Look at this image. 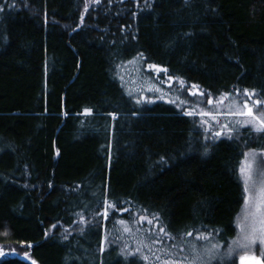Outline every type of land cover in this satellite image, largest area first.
Here are the masks:
<instances>
[{
	"label": "trees",
	"instance_id": "16d2710c",
	"mask_svg": "<svg viewBox=\"0 0 264 264\" xmlns=\"http://www.w3.org/2000/svg\"><path fill=\"white\" fill-rule=\"evenodd\" d=\"M0 8V264H125L100 241L132 213L153 219L158 234L155 217L174 237H236L239 168L264 139L243 128L205 140L175 105H137L119 69L138 59L212 96L248 89L264 99V0H101L87 12L85 0H0ZM105 192L119 210L81 235L78 214L103 212Z\"/></svg>",
	"mask_w": 264,
	"mask_h": 264
},
{
	"label": "snow or ice",
	"instance_id": "6c2138e0",
	"mask_svg": "<svg viewBox=\"0 0 264 264\" xmlns=\"http://www.w3.org/2000/svg\"><path fill=\"white\" fill-rule=\"evenodd\" d=\"M111 2V0H109ZM123 2V0H121ZM148 0H145L147 4ZM187 3V0H185ZM7 3V0H5ZM99 5L101 0H85V8L84 11H88V7L91 4ZM15 7V5H12ZM137 7H139V3H137ZM3 8H0V11H3ZM81 23H83V17H81ZM190 35V34H189ZM139 57H143V53L139 54ZM130 61L129 63H132ZM148 68L150 70L167 73L166 68H161L155 64H149ZM171 81L175 79L179 86V90H183L185 87V81L180 79L179 77L173 78L171 76L168 77ZM172 85L169 84V87ZM148 91L160 92V99H164V94L162 90L159 88L149 87ZM131 94V93H130ZM190 94L196 96L199 94L200 96H204V92L199 91L198 85H191ZM237 95H240V90H237ZM243 95L248 97V100L241 102L233 101V107L227 109L226 113L218 111L216 114L212 112H207L203 110H197L196 108H191L185 110L183 112L184 115L193 116L199 115L201 117L210 116L219 125L218 129L213 131L211 124H208L207 121H202L209 131L212 132L213 138L224 137L226 139H232L233 133L240 128H249L250 133H256L264 139V99L260 98L255 90H243ZM229 94L225 93L223 96L219 98L217 101L218 104H223L225 100H228ZM177 100L181 105L186 104L187 102L183 99H180L177 96ZM251 101V104L249 103ZM150 100H142L137 99L136 104L140 105L142 103H151ZM169 103H175V101L169 100ZM208 104H212L213 100L209 98L207 100ZM254 108L259 109L258 111H254ZM85 115H92L91 109L84 110ZM221 114H227L234 117H246L244 120H236L229 123H221L216 117ZM113 118H115L114 114ZM208 137H205L207 140ZM208 148L205 147V154H207ZM57 155L59 152L57 151ZM260 156L264 157V152L259 153ZM256 159L253 152L245 153V159L241 162L239 173L243 179V210L242 215L238 218L236 227L239 229V235L235 240L230 242L229 246H225V244H221L218 240L215 242H211L210 245L200 246L195 242H186V247L191 249L190 255H186L183 258H172L173 253L166 249H161L160 251L166 252L168 258H164L161 255H155V260L159 261L160 264H264V169L257 171L256 169ZM100 207L103 208V212L97 211L91 220H86L82 213L78 214L80 219L77 221L82 227L80 228V234L83 235L85 229L88 227L92 221H95L92 224L93 227H101L104 228V222L108 220L109 215L112 211H117V204L108 199L107 194L105 192L104 197L101 200ZM123 211H129L127 208H124ZM147 221L149 225H153V219H149L143 214H139L136 223L143 224L144 221ZM157 223L154 225L159 229L160 234L168 237L169 239L175 240L176 237L172 236L171 233L167 232L165 227L158 223L159 217H155ZM119 224L122 226L120 231L131 235L133 233V228L129 226L124 219L119 220ZM56 225H53L55 228ZM217 235L221 230L214 229ZM198 234L195 237V240L202 241H213L214 237L212 233L209 232H200L197 230ZM65 234H62L63 239H67V233H70V229L64 230ZM7 235V233H4ZM188 236H193V232H187ZM115 237L110 238L108 235V231L105 228L103 233V238L100 241V251H105L106 248H110L112 244L115 242ZM153 240L152 243L157 242ZM162 243V242H161ZM227 243V241H226ZM258 246V247H257ZM32 245L29 244L28 248H31ZM173 247H178V245H173ZM142 248H147L149 252H152L151 244H145L143 241L140 242V245L136 248L135 251H128L127 246L125 245L119 252V255L122 257L125 264H137L138 261H143L145 264L150 260L148 255H145L142 251ZM180 251H184V248H181ZM259 253V255H257ZM10 254H17L15 250H11ZM135 257L136 259H131ZM24 258H29V254L27 250L24 252ZM31 264H36L34 259L31 260Z\"/></svg>",
	"mask_w": 264,
	"mask_h": 264
},
{
	"label": "rangeland",
	"instance_id": "374dc122",
	"mask_svg": "<svg viewBox=\"0 0 264 264\" xmlns=\"http://www.w3.org/2000/svg\"><path fill=\"white\" fill-rule=\"evenodd\" d=\"M132 63L125 62L121 65L119 69V79L120 81L127 87V91L132 96H137V99L142 100H150L151 103H147L149 105L161 102V103H169V100L175 101V103H169L175 105L180 111L188 110L191 108H196L197 110H203L207 112H212L213 114H216L218 111H223L226 113L227 109L230 107H233V101L243 102L245 100H248V97L243 95V90H240V95H237V92L229 93L228 100H225L223 104H218L217 101L221 96H212L209 94H206L204 96H200L197 94L196 96H193L190 94L191 86L185 85L183 90H179L180 86L177 81L169 80L165 75L164 72L157 73L156 71L150 70L148 68V65L143 64L140 60H131ZM169 84L172 86L169 87ZM149 87L153 88H159L162 90V93L164 94V99H160V92L155 91H148ZM200 92H203L199 89ZM177 96L180 97V99L185 100L187 103L184 105H181L179 101L177 100ZM223 96V95H222ZM211 98L213 100L212 104H208L207 100ZM251 104V101H249ZM259 109L254 108V111H258ZM198 125V128L201 129L204 133L205 137H208V139H216L213 138L212 132L208 130L207 125H205L202 121H207L208 124H211L212 130L215 131L218 129L219 125L216 124V122L212 119L210 116L201 117L199 115H193L190 116ZM221 123H229L236 120H244L247 119L246 117H234L227 114H221L216 117ZM246 128V127H244ZM249 130V128H247ZM244 132L243 128L238 127L237 130L233 133L234 135H239V133ZM221 138V137H220ZM218 138V139H220ZM248 144H252L253 142L247 141ZM255 144L260 143V140L255 139ZM262 151V150H261ZM253 152L256 159V169L257 171L264 169V157L260 156L259 151L251 150L248 151ZM264 152V151H263ZM242 179V177H241ZM243 183V179H242ZM242 209L240 213L237 216L238 218L242 215ZM134 216L130 217L126 220V218H122L119 216L116 218V220L112 224V228L108 230V235L110 238L115 237V242L112 244L113 248H117L116 251L119 253L122 248L125 247V245L128 248V251H135L136 248L140 245V242L143 241L145 244H151L153 251L149 252L147 248H142V251L145 255H148L150 257V260L147 262V264H160L159 261L155 260V255H161L164 258L167 257L166 252L160 251L161 249H166L168 251H171L174 255L172 258H183L186 255H190L191 249L186 247V242H195L197 245L204 246V245H210L211 242H215L218 240L221 244H224L221 240H219L217 237L214 236L213 241H202V240H195L197 232L193 234V236L183 235V237H176L175 240L169 239L168 237L164 236L163 238L162 234L156 233L154 231L153 225H149L147 221L145 220L143 224L136 223V219L138 217V213H132ZM142 214V213H141ZM147 217L146 214H143ZM148 218V217H147ZM124 219L126 223L133 228V233L131 235L124 233L120 231L122 226L119 224V220ZM236 220V223H237ZM154 224V223H153ZM162 224V223H160ZM211 233V232H209ZM239 235V229L237 228V234L236 237L233 239L235 240ZM158 237L157 242L152 243L153 240H156ZM227 242L225 246H229L230 242ZM162 242V243H161ZM173 245H178V247H173ZM111 247V248H112ZM258 247V246H257ZM181 248H184V251H180ZM13 250V249H12ZM3 251L0 248V257L3 255ZM19 253H24L25 250H18ZM5 253V251H4ZM259 255V253H257ZM135 258V257H132ZM141 263L145 264V262L140 261ZM238 262V261H237ZM215 264V262H214Z\"/></svg>",
	"mask_w": 264,
	"mask_h": 264
}]
</instances>
